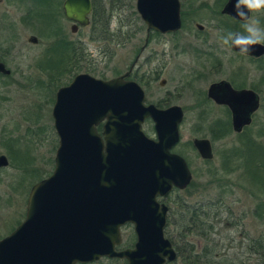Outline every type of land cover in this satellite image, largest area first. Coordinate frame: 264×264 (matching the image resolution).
Wrapping results in <instances>:
<instances>
[{
    "label": "rangeland",
    "instance_id": "374dc122",
    "mask_svg": "<svg viewBox=\"0 0 264 264\" xmlns=\"http://www.w3.org/2000/svg\"><path fill=\"white\" fill-rule=\"evenodd\" d=\"M136 1L127 0L121 9L120 3L115 6L117 12L111 30L114 31L122 20L130 24L135 33L122 45L119 41L123 39H113L110 43L92 39L90 28L74 34L71 23L64 17V0H54L55 22L47 18L24 22V16L35 7L32 0H0V61L12 72L10 78L0 77V156L9 160L8 166L0 168V240L24 221L32 187L51 176L55 169L59 138L52 111L59 89L68 86L80 73L102 80L123 76L130 72L141 52L136 66L137 79L133 80L144 89L145 101L158 104L170 100L171 105H179L185 113L180 126L181 141L174 152L186 158L193 178L187 188L171 193L168 202L172 211L183 213L182 223L189 222L191 205L204 208L211 212L210 222L215 228L212 235L201 238L191 231L180 234L179 226L172 223L168 238L176 237V243L183 249L189 248L185 246L189 244L199 246V250L208 246L219 257L225 255L234 263L259 264L247 247L255 239L264 240V159H260L263 156L251 153V149L245 152L249 139L244 138L243 145L240 140L243 137L239 138L233 130L220 139L213 136L209 131L211 122L229 120L228 113L211 103L201 105L200 101L214 80L230 77L237 69L244 68L245 83L248 88L257 84L262 99L252 125L244 133L264 146V58L258 61L241 59L229 46L222 44L221 38L226 32L220 28L221 22H225L220 10L226 0H181L183 29L177 35L153 36L142 52L147 27L137 13ZM37 9L41 14L42 9L39 6ZM193 12L195 14L190 17L189 13ZM252 18L258 19L264 28V12L252 13ZM197 23L205 30L199 31ZM57 32L60 35L63 32L66 39H56L53 35ZM33 36L37 37V43L31 41ZM62 40L74 43L77 51L84 49L85 55L79 65L81 69L68 76L67 73L58 74L55 78L61 80L56 83L46 71L61 62L66 64L67 49L63 56L54 48L58 45L55 43ZM214 49L223 65L219 73L210 69L206 61L211 56L206 53ZM201 50L205 53L196 56ZM149 77L155 80L150 81ZM163 80L166 81L164 87L160 85ZM143 130L148 137L157 138L152 121H146ZM196 138L212 142L214 159L210 164L194 149L192 142ZM241 148L249 162L242 154H237ZM26 167L29 171H39L41 178L34 182L37 177L30 175L31 172L24 173ZM178 198L188 204L179 202ZM211 202L215 204L210 205ZM121 236L124 246L134 242L135 235L130 227L123 228ZM217 255L215 260L219 261ZM92 264H110V260Z\"/></svg>",
    "mask_w": 264,
    "mask_h": 264
},
{
    "label": "water",
    "instance_id": "95a60500",
    "mask_svg": "<svg viewBox=\"0 0 264 264\" xmlns=\"http://www.w3.org/2000/svg\"><path fill=\"white\" fill-rule=\"evenodd\" d=\"M236 2L228 0L223 14L243 21L236 15ZM64 10L69 20L87 26L91 0H66ZM136 10L148 32L167 34L182 28L179 0H137ZM249 56H264V44L253 46ZM0 72L10 74L3 63ZM129 76L102 80L83 73L59 89L52 111L59 138L55 169L32 187L24 221L0 240V264L175 260L164 232L169 208L158 198L174 188H187L193 178L185 158L172 152L181 140L184 111L146 105L143 88ZM221 87L225 98L217 93ZM209 97L230 106L237 133L252 124V114L260 107L254 91L237 92L225 82L211 86ZM148 118L154 122L156 140L143 130ZM193 145L201 158H214L210 140L195 139ZM8 165V158L0 156V168ZM128 223L135 226V249L118 251L121 228Z\"/></svg>",
    "mask_w": 264,
    "mask_h": 264
},
{
    "label": "flooded vegetation",
    "instance_id": "af4514ba",
    "mask_svg": "<svg viewBox=\"0 0 264 264\" xmlns=\"http://www.w3.org/2000/svg\"><path fill=\"white\" fill-rule=\"evenodd\" d=\"M65 1L66 0H64V3H63V5H62V10H63V13H64V17H65V19L68 21V22H70L71 23V30H72V28L73 27H77V31H76V33L80 30V29H87V28H90V30H91V35H92V32H93V29L92 28H96V30H95V37H97V36H99L100 35V30L98 29V28H101L103 25H104V23L102 24V18L101 19H97L98 18V16H97V18L96 19H94L93 18V13H94V8H95V0H91V4H92V10H91V12H90V14L88 15V19H89V24L87 25V26H81L79 23H77V22H74V21H71V20H69L67 17H66V14H65V10H64V4H65ZM96 1H98V0H96ZM180 1V3H181V0H179ZM32 2H34V8H31L30 10H29V12L24 16V18H23V21L24 22H28V20L29 21H33V20H35L36 18H38V19H40V18H47V19H50V20H52L53 22H55V17H56V15H55V10H54V7L52 6V5H54L53 3H54V0H32ZM114 0L112 1H106L105 2V5L103 4V7H105L106 8V12H105V22L106 21H111V24H112V20L115 18V16H116V14H115V11H117L116 10V7L115 6H113L114 5ZM227 2H228V0H226V3L223 5V8L220 10V14H221V16H223L225 19V22H221V25H220V28L221 29H225V32H226V35L229 33V32H232V33H243L242 32V25H243V23H244V21H241V20H237V19H234V18H232L231 16H229V15H227V14H223V9H224V7H225V5L227 4ZM46 3V4H45ZM58 5V4H57ZM221 6H222V4H220ZM37 6H39V8H41L42 9V13L41 14H39L38 13V9H37ZM59 6V5H58ZM181 6H182V3H181ZM195 14V12H193V13H189V16L190 17H192L193 15ZM251 17H252V13H251ZM181 18H182V27L184 26V23H183V15H182V12H181ZM226 20H227V22H226ZM145 24V23H144ZM146 25V24H145ZM198 25H200V26H202V28H199V26ZM146 27H147V25H146ZM148 28V27H147ZM196 28L199 30V31H204L205 30V27L203 26V25H201V24H196ZM183 28H181L180 30H178L177 32H174V33H167V34H162V33H159V32H156V31H154V30H152V31H150V32H148V29H146V39H145V44H144V46H143V48H142V52H144L147 48H148V46L150 45V43L152 42V38H153V36H155V37H162L163 35H177V33L179 32V31H181ZM76 33H74V34H76ZM93 36V35H92ZM34 37V36H33ZM51 37H53V36H51ZM50 37V38H51ZM62 37H64L65 39H66V37H65V35L63 34L62 35ZM37 38V37H36ZM94 38V37H93ZM92 38V39H93ZM30 39H32V37L30 38ZM95 40V39H94ZM32 41V40H31ZM32 42H34V43H37V41L35 42V41H32ZM106 42L107 43H110V42H113V39H106ZM205 44H206V42H205ZM52 47H54L53 45L51 46V48ZM232 49V51H233V53L237 56V57H239V58H241V59H245V58H249L250 60H252V61H258V60H260V59H262V58H264V56H262V57H259V58H256V57H253V56H249V55H240L239 54V52L238 51H236V50H234L233 48H231ZM52 50H54V49H52ZM141 53V52H140ZM140 53L137 55V57H136V59H135V61H134V63L131 65V67H130V81H134L133 80V78L134 79H137V78H135V77H137L136 75H137V73H136V66H137V64H138V61H139V59H140ZM201 53H205L203 50H201V51H198V53L196 54V56L197 55H200ZM206 54H210L211 56L210 57H207V59H206V61H208V63H209V65H210V69H212L213 71H215V73H219V68L220 67H223V65H222V62H220V59L218 58V56L216 55V49H214L211 53H206ZM0 63H3L4 65H5V67H6V64L4 63V62H2V61H0ZM6 69L7 70H9L7 67H6ZM78 69V68H77ZM76 69V70H77ZM10 71V74L9 75H6V74H4V73H2V72H0V77L2 78V77H7V78H10V76L12 75V72H11V70H9ZM49 71H51V69H50V67H49V69H47V74H48V76H49V78H53L54 77V75H53V72L51 71V72H49ZM81 74V73H80ZM232 76H230V77H227V78H222V79H216V80H214L210 85H209V87H208V89H207V93H205V95H204V93H203V96H205V98L203 97V101H200V103H202L201 105H206L207 103H211L212 105H215L216 107H218V108H221V109H224L225 110V112H227L228 113V116H229V120H222V119H217V120H215V121H212L211 122V124H210V129H209V131L212 133V135L213 136H216V137H221V138H223V137H225V136H227V135H229L230 133L228 132V134H227V132H225L228 128H229V126L231 127V129L233 130V132L235 133V134H237L238 135V137L240 138L243 134H244V132H245V130L247 129V128H249L250 126H247V127H245L244 129H243V131L242 132H240V133H237V132H235L234 131V129H233V112H232V109L230 108V106H228V105H226V104H223V105H221V104H218L215 100H213L212 98H210L209 97V90H210V88H211V86H213V85H216V84H220V83H223V82H225V83H228L235 91H243V90H251V91H254L256 94H258V96H259V99H260V107H261V103H262V99H261V95H260V89H259V86L257 85V84H253L252 85V87H249L248 88V86H247V84L245 83V81H246V74H245V70H244V68H239V69H237L236 71H234V73H232L231 74ZM128 78V79H129ZM152 78V79H151ZM200 78H202V76L200 77ZM74 80V79H73ZM148 80H150V81H154L155 79L153 78V77H149L148 78ZM55 82V81H54ZM136 82V81H135ZM72 83V82H71ZM70 83V84H71ZM138 83V82H137ZM160 85L162 86V87H164L165 85H166V81L165 80H163L161 83H160ZM144 90V89H143ZM145 92V91H144ZM217 93L221 96V97H223V98H225L226 96H227V92L225 91V89H224V87H221V88H217ZM205 99V100H204ZM145 104L146 105H155L158 109H168V108H170V107H174V106H179V105H171L170 104V100H165V101H160V102H158V104H148L146 101H145ZM180 107V106H179ZM260 107H259V109H260ZM182 108V107H181ZM259 109L254 113V114H252V123H253V121H254V116H255V114L259 111ZM184 116H185V113H184ZM146 121H152V119L151 118H148ZM146 121H145V123H146ZM230 121H231V123H230ZM153 122V121H152ZM154 123V122H153ZM103 126H104V123H102L99 127H98V131H99V133H102V131H103ZM154 128H155V126H154ZM211 135V136H212ZM213 136H212V139H213ZM152 139H154V138H152ZM157 139V138H156ZM155 139V140H156ZM196 139H199V138H196ZM201 139H206V138H201ZM220 139V138H219ZM241 139V138H240ZM209 140V139H208ZM181 141V140H180ZM193 142H194V140H193ZM193 142H192V145H193ZM211 142V141H210ZM180 143V142H179ZM179 143L177 144V145H179ZM211 144H212V142H211ZM177 145L173 148V150H172V152L173 153H176V152H174V149L177 147ZM193 147H194V145H193ZM212 148H213V144H212ZM194 149L197 151V149L194 147ZM197 153L199 154V152L197 151ZM176 154H178V153H176ZM213 154H214V149H213ZM179 155H181V154H179ZM182 156V155H181ZM199 156H200V154H199ZM183 157V156H182ZM201 157V156H200ZM185 158V157H184ZM204 162H206L207 164H210L211 162H212V160L214 159H212V160H205V159H203V158H201ZM185 160H186V158H185ZM187 161V160H186ZM187 163H188V161H187ZM188 165H189V163H188ZM190 167V166H189ZM192 175H193V173H192ZM175 190H179V189H177V188H174L173 190H172V192L171 193H173ZM170 193V194H171ZM169 194V195H170ZM169 195L167 196V197H169ZM167 197H165V198H162V197H159L158 198V201H159V203H161V204H165L166 206H168L169 207V211H168V214H167V223H166V227H165V230H164V232H165V236H166V238H168V235H169V233H168V230H169V228H171V226H172V223H175V225L176 226H179V228L181 229V231H180V234L182 233V231L184 232V231H188V227L190 226V225H192V223H193V225L192 226H194V224H196L197 222L199 223V224H196V226L197 227H199L198 225H203V223H204V221H198V218H197V220H196V215H198V214H200V213H206L207 211H205L204 210V208H201V207H199L198 209L197 208H195L193 205H191V208H192V212H191V218H190V220H189V222H187V223H182V218H183V213H181V212H175V211H172V209H171V206H170V204H169V202H168V198ZM220 199H218L216 202H218ZM178 201L179 202H183V200H182V198H178ZM184 202L185 203H187L185 200H184ZM183 202V203H184ZM220 203H222V201L220 202ZM188 204V203H187ZM214 205L215 203H210V205ZM196 211V212H195ZM211 212H209V218H208V220L206 221V223H207V228H208V230H209V233H211V235L213 234V231L215 230V228H214V226L212 225V223L210 222V220H211V217H210V214ZM213 218H215V215L213 214ZM173 220L175 221V222H173ZM181 223H180V222ZM197 221V222H196ZM178 224V225H177ZM231 225H232V223H231ZM231 225H230V227H231ZM125 227H130L131 229H132V231L134 232V242H132V243H129V245L128 246H124V244H122L121 246H119V247H117V250L118 251H123V250H127V249H130V250H133V249H135V246H136V242H137V235H136V231H135V226H134V224H132V223H128V224H126V225H124L122 228H121V230L123 229V228H125ZM195 227V226H194ZM192 227V230L193 229H195V228H197V227ZM191 232H193V231H191ZM210 235V234H209ZM209 235H208V237H209ZM169 239V238H168ZM170 240V239H169ZM171 243H172V247H173V249H174V251H175V254H176V258H175V260L174 261H169L168 259H166V261H165V263L164 264H180V263H185V264H203V263H206V264H214L215 263V256L217 255V254H215V251L214 250H212L211 249V247H208V246H205V248H202L203 250H199V246H197V245H192V244H189V245H185V246H187V247H189V248H185V249H183L182 247H180V244L179 243H176V237L175 238H172L171 240ZM184 247V246H183ZM263 247H264V240L263 239H255L251 244H249L248 245V247H247V251L248 252H250L252 255H254L256 258H257V263H259V264H261V255H262V253H263ZM217 258L218 259H220L219 261H221V264H237L236 262L234 263V262H232L231 260H228V259H226V256L225 255H223L222 257H219L218 255H217ZM103 259H108V258H103ZM102 259V260H103ZM109 260H119L120 262H123L124 264L126 263V264H128V262L125 260V259H109ZM101 261V260H100ZM241 264H244V263H241Z\"/></svg>",
    "mask_w": 264,
    "mask_h": 264
},
{
    "label": "trees",
    "instance_id": "16d2710c",
    "mask_svg": "<svg viewBox=\"0 0 264 264\" xmlns=\"http://www.w3.org/2000/svg\"><path fill=\"white\" fill-rule=\"evenodd\" d=\"M106 1H111V0H98V1L95 0V8H94V13H93V18L96 19L97 16H98L97 19H101L102 18V20H103L102 24L104 23V25L101 28H98L100 30V35L97 36V37H95L96 28H92L93 29L92 35L94 36L93 39H96V40L98 39V40H103V41H106V39H123V41L122 40L119 41V44L125 45V43L127 41H129V39H132L133 36H135V33H133V30L130 29V24H129V26L126 25V24H124L122 22V20H120L118 22V25L116 26L114 31L111 30V21H106L105 22L106 8L103 7V4L105 5ZM114 1L115 2H114L113 6H117L118 3H120V9H121V7H122L121 5H123L127 0H114ZM116 12L117 11H115V14H116ZM133 13L135 15H137V13L135 11ZM117 15H120V13H117ZM137 19L140 20V18L138 16H137ZM62 33L63 32H61V35H60L57 32L53 36H55L56 39H65L64 37H62ZM55 44L56 45L58 44L57 46L54 47L56 49L55 51L57 53H59V52L62 53L63 56H64V53H66V49H67L68 59L66 61V64H63L61 62L58 65L56 64L54 68H50L51 71L53 72L54 78L58 74L59 75L62 74V76L65 75L66 73H67L66 76L71 75L79 67L80 63L84 60V55H85L84 49H81L80 51H77L76 45L74 43H71V42L69 43V42H67L65 40H62V42L55 43ZM78 69H81V68L79 67ZM54 71H57V72L54 74ZM55 80H56L55 82L57 83L61 79L58 80V78L57 79L55 78ZM231 130L232 129L229 126V128L225 132H227V134H228V132L230 133ZM242 137L243 138H241L240 140H241L243 145H244V143H243L244 138L249 139V141H247V146L245 147V152L246 151L249 152V149H251V151H250L251 153L260 154L261 156H263L260 159H264V146L262 144L258 143L256 140H254L252 137H250L246 133H244L242 135ZM216 138H221V137L218 136ZM242 153H243L242 148L238 149V153L237 154L241 155ZM241 156L245 158L246 162H249V160L246 159L247 156L245 154H242ZM257 162H259V161H257ZM29 169L30 168L26 167V168L23 169L24 170L23 172L24 173H30L31 172L30 175L37 177L34 180V182L37 179L41 178V176L39 175L40 174L39 171H37V170L29 171ZM197 218H198V221H204L203 225H198L199 227H197L196 224H199V223L196 221L197 223L194 224V226L197 227V228L192 226L193 225V223H192V225H190L188 227V231L189 232L193 231L191 233H196V235L201 237V238H207L208 235L210 234L209 230L207 228L208 227L207 223H206V220H208V218H209V212H206L205 214L204 213H200V214L196 215V220H197ZM192 227H194L195 229L192 230ZM186 231H184L182 233L186 234ZM263 249H264V247H263ZM110 264H124V263L120 262L119 260H116V261L115 260H110ZM203 264H206V263H203ZM214 264H221V261H215ZM261 264H264V250H263V253L261 255Z\"/></svg>",
    "mask_w": 264,
    "mask_h": 264
},
{
    "label": "clouds",
    "instance_id": "9594fccd",
    "mask_svg": "<svg viewBox=\"0 0 264 264\" xmlns=\"http://www.w3.org/2000/svg\"><path fill=\"white\" fill-rule=\"evenodd\" d=\"M246 10V11H245ZM236 15L244 21L243 33L229 32L222 37V44L239 50L240 55H249L253 46L264 44V28L250 13L264 12V0H237Z\"/></svg>",
    "mask_w": 264,
    "mask_h": 264
}]
</instances>
